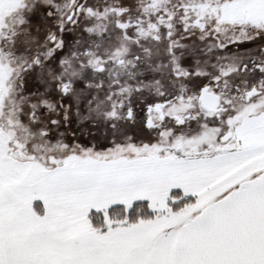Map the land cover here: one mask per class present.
I'll use <instances>...</instances> for the list:
<instances>
[{
	"label": "snow or ice",
	"instance_id": "snow-or-ice-1",
	"mask_svg": "<svg viewBox=\"0 0 264 264\" xmlns=\"http://www.w3.org/2000/svg\"><path fill=\"white\" fill-rule=\"evenodd\" d=\"M231 5L160 11L152 27L167 38L173 91L131 72L139 53L131 81L86 75L105 69L76 35L94 34L80 22L93 12L87 0H36L24 5L27 25L0 24V63L23 45V71L35 73L20 97L29 138L0 141V264H264V21L225 32ZM115 26L127 35L130 25ZM98 124L88 139L82 129Z\"/></svg>",
	"mask_w": 264,
	"mask_h": 264
},
{
	"label": "rangeland",
	"instance_id": "rangeland-1",
	"mask_svg": "<svg viewBox=\"0 0 264 264\" xmlns=\"http://www.w3.org/2000/svg\"><path fill=\"white\" fill-rule=\"evenodd\" d=\"M35 2L36 0H0V24L7 22L9 27H11L12 25H17L23 22L24 25H27L28 20L26 12L28 9H26L24 5L27 4L31 6ZM39 2L45 3L46 0H39ZM68 2L71 3L73 0H68ZM179 2H181V0H87V3L93 8V12L86 13L81 19L95 21L112 20L115 22L120 20L122 23L129 24L130 26L126 29L127 35H125L122 30V39L118 38L119 40H117L115 44L109 43L110 47H124L127 43L133 42V39L135 38L139 40L146 38L149 35L151 38L150 49L152 54L149 63L152 68V66H157L158 64L159 66L162 65V62L167 60V57L165 56L167 38L163 34L164 30L160 28L157 32L152 25L155 24L157 27L160 26V11L166 6L173 15H179L174 7ZM183 2L197 5L204 11H209L208 4H215L217 3V0H203L202 4L200 0H183ZM119 8L127 9V11L118 15L115 12V9ZM220 19L230 21V23L221 26L222 30L225 32L232 31L235 25H242L244 28H247L249 33H251L252 27L248 22L264 21V6L259 4L257 0H232V5L222 12ZM165 22L177 26L179 24V20ZM20 30L26 31L27 29L24 28ZM152 34L160 35L161 40L155 42L152 40ZM40 35L41 38H43L42 32ZM207 41L208 40L205 42ZM256 43L264 44V40H257ZM137 45L138 47L143 46L142 41L139 44L136 42V44L131 45L129 51L134 52ZM205 45L207 46V43ZM42 47L46 48L47 43L45 42ZM6 51L7 55L4 58L3 63H0V98L6 101V110L3 113L5 122L0 132L9 134L11 138L18 137L20 140L25 141L29 138L30 130L25 123L19 122V111L24 103L20 97L22 95L26 96L28 89L25 83L26 78H24L28 73L23 71V57L20 54L18 55V53H21L20 45L18 44L16 48H9ZM124 52L126 51L122 50L121 52H118V56H124ZM105 53L103 59L98 60L97 63L108 60L110 50H106ZM210 55H215V53H211ZM160 70L158 69L157 71L160 72ZM166 70H170V68H165V71ZM153 75H156V73H152V76ZM22 80L24 82L23 87H21ZM9 117L13 121L11 125L7 123ZM245 123L249 129L248 135L251 142H259L254 131L256 126L255 123L248 122L246 118ZM3 140H5V138L1 137L0 134V141Z\"/></svg>",
	"mask_w": 264,
	"mask_h": 264
},
{
	"label": "flooded vegetation",
	"instance_id": "flooded-vegetation-1",
	"mask_svg": "<svg viewBox=\"0 0 264 264\" xmlns=\"http://www.w3.org/2000/svg\"><path fill=\"white\" fill-rule=\"evenodd\" d=\"M80 22H81V24L88 25V26L92 27V29H93V33H94L93 35L85 34L83 32H80L79 30H77V33H76V35H78L80 40H81L80 47H88L91 50L90 54L88 56V59H89V61L92 62L93 66L98 64L97 63L98 62L97 57L103 58L104 55L106 54L105 51L110 50V54H109L110 56H109L108 60L105 62H101L102 64L105 65L104 71L98 72V73L89 72L86 74L88 77H90V78L95 77L96 80H103L106 86H110L112 84V81L117 80V79H119L122 82L131 81L134 79V77L132 75H130V73H129L130 65L127 64V61L130 58L134 57L138 53L141 55L142 60H141V62L138 63V66L136 68L131 69V72L136 73L138 76L140 71L143 70L145 79L152 77L153 72L151 71V65L149 63V60H151V56H152L151 49H150L151 38L149 35L146 38L139 39L140 42L142 41L143 46L138 47V45H137L136 50L134 52H132V51L130 52L129 49H131L130 48L131 45L136 44V42L138 44L140 43L138 39L135 38V39H133V42H129V43H127V45H125L124 47H120V48H117L115 46L110 47V45H109V43L115 44L116 41L119 39H122V36H123V31L119 30V28H117L115 26V21H112V20H102V21L83 20V18H82ZM89 41H93L95 43H89ZM155 42H157V41H155ZM97 44L99 45V47H97ZM145 48L149 49L150 54H146L143 51V49H145ZM122 50L126 51V52H124V56H122V55L118 56V54H119L118 52H121ZM67 51H68V49H66V52ZM185 51H187V50H185ZM20 55L23 57L22 58V61H23L24 55L22 53ZM119 59L125 60L124 66H121V65L114 63L115 60H119ZM158 59H159V57H158ZM51 63H52L51 76L54 78L56 76L57 66L55 64V61H52ZM157 74H159L158 76L161 75L160 78L164 81V84L166 86V90L167 91H173L171 86L168 85L170 70L165 71V69H162V70H160V72L157 71L156 75ZM24 78H26L25 83L27 85V88L33 87V81L35 79V73L34 72L29 73L28 72V74H26V76ZM121 87H123V83L121 84ZM107 90H108V88L106 87L105 89H101L100 91L105 92ZM112 90H113V92L119 91V89H117V88H113ZM19 122H20V120H19ZM82 131L87 132L88 139H93L94 134L97 137L101 136L102 131H103V125L98 124V126L96 128H93L91 125H87L82 129ZM0 134H1V137L5 138V140L7 138H11V136L7 133L0 132Z\"/></svg>",
	"mask_w": 264,
	"mask_h": 264
},
{
	"label": "trees",
	"instance_id": "trees-1",
	"mask_svg": "<svg viewBox=\"0 0 264 264\" xmlns=\"http://www.w3.org/2000/svg\"><path fill=\"white\" fill-rule=\"evenodd\" d=\"M206 43H207V45H208L209 42L207 41V42H205V44H206ZM20 48L22 49V48H23V45H20ZM153 68H157V66H152L151 69H153ZM163 68H164V66H163V65H160L158 69L160 70V69H163ZM164 69H165V68H164ZM168 69H169V68H168Z\"/></svg>",
	"mask_w": 264,
	"mask_h": 264
},
{
	"label": "water",
	"instance_id": "water-1",
	"mask_svg": "<svg viewBox=\"0 0 264 264\" xmlns=\"http://www.w3.org/2000/svg\"><path fill=\"white\" fill-rule=\"evenodd\" d=\"M206 103H208L209 105L213 104V99L211 97H207Z\"/></svg>",
	"mask_w": 264,
	"mask_h": 264
}]
</instances>
